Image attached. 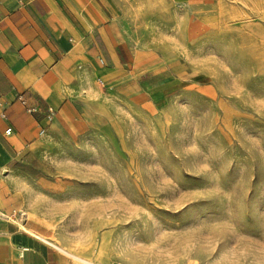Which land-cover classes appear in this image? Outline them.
I'll list each match as a JSON object with an SVG mask.
<instances>
[{
    "label": "rangeland",
    "instance_id": "374dc122",
    "mask_svg": "<svg viewBox=\"0 0 264 264\" xmlns=\"http://www.w3.org/2000/svg\"><path fill=\"white\" fill-rule=\"evenodd\" d=\"M99 1L128 63L61 79L58 120L0 170V231L69 264L54 244L92 264H264V0Z\"/></svg>",
    "mask_w": 264,
    "mask_h": 264
},
{
    "label": "crops",
    "instance_id": "0c3cea01",
    "mask_svg": "<svg viewBox=\"0 0 264 264\" xmlns=\"http://www.w3.org/2000/svg\"><path fill=\"white\" fill-rule=\"evenodd\" d=\"M115 36L99 0H0V170L50 127L43 113L60 105L61 79L77 64L90 71L99 59L128 63L129 52ZM114 73L111 67L104 71ZM18 95L38 112L29 113ZM3 192L0 184L2 205ZM1 225L0 264H69L34 235Z\"/></svg>",
    "mask_w": 264,
    "mask_h": 264
},
{
    "label": "built area",
    "instance_id": "2783aa9c",
    "mask_svg": "<svg viewBox=\"0 0 264 264\" xmlns=\"http://www.w3.org/2000/svg\"><path fill=\"white\" fill-rule=\"evenodd\" d=\"M99 61L102 63V60L99 59ZM17 100L20 102L21 105L25 106L26 107V101L25 99L22 97V95H18L17 96ZM26 110L31 113V114H34V113H37L38 110L35 108V107H26ZM53 117H54V112L52 111V109L50 108H47L44 113H43V118L44 120L47 122V123H51L52 120H53ZM11 132V130L8 128L5 130V134L9 135ZM39 133L40 134H43L45 133V128H41L39 130Z\"/></svg>",
    "mask_w": 264,
    "mask_h": 264
},
{
    "label": "bare ground",
    "instance_id": "6f19581e",
    "mask_svg": "<svg viewBox=\"0 0 264 264\" xmlns=\"http://www.w3.org/2000/svg\"><path fill=\"white\" fill-rule=\"evenodd\" d=\"M36 238H39V239H41L39 236H37V235H34ZM57 248L56 250H60L62 253H64V254H67V256L69 255V256H71L73 259H75L76 261H79V262H81V263H85V264H92V263H90L89 261H87V260H84V259H82V258H80V257H77V256H74V255H71L68 251H65L64 249H62V248H60V247H58L57 245H55L54 244V248Z\"/></svg>",
    "mask_w": 264,
    "mask_h": 264
}]
</instances>
